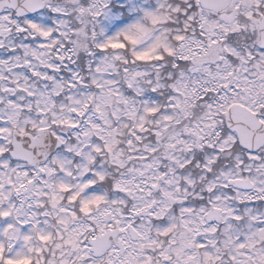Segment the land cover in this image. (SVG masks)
I'll return each instance as SVG.
<instances>
[{"label":"snow or ice","instance_id":"1","mask_svg":"<svg viewBox=\"0 0 264 264\" xmlns=\"http://www.w3.org/2000/svg\"><path fill=\"white\" fill-rule=\"evenodd\" d=\"M0 264H264V0H0Z\"/></svg>","mask_w":264,"mask_h":264}]
</instances>
